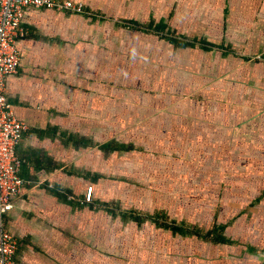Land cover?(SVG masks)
Listing matches in <instances>:
<instances>
[{
    "label": "crops",
    "instance_id": "crops-1",
    "mask_svg": "<svg viewBox=\"0 0 264 264\" xmlns=\"http://www.w3.org/2000/svg\"><path fill=\"white\" fill-rule=\"evenodd\" d=\"M74 1L84 13L26 9L19 71L5 79L28 125L24 184L0 220L16 264H264V213L235 247L228 222L211 230L224 225L229 243L184 234L163 223L196 226L137 197L168 199V159L196 157L211 190L250 191L238 204L264 210V0ZM167 232L204 251L154 248Z\"/></svg>",
    "mask_w": 264,
    "mask_h": 264
},
{
    "label": "rangeland",
    "instance_id": "rangeland-1",
    "mask_svg": "<svg viewBox=\"0 0 264 264\" xmlns=\"http://www.w3.org/2000/svg\"><path fill=\"white\" fill-rule=\"evenodd\" d=\"M170 148V150L173 151L170 152L168 156H176V149L173 147ZM179 156L185 158L182 153H180ZM195 159L196 157L188 158L187 161L193 162L191 164L192 167L187 168L188 166H185L183 169L175 163V161H177L176 158L168 159V171L175 170L176 172L170 171V180H168L169 197L168 199H164L165 201H163L159 195L155 194L151 196L148 192L137 193V197L142 200V203L150 202V204L146 203V205L151 208L152 211L159 210V207H165L168 213L171 214V218H179L182 221L188 222V224L198 227L202 233H206L208 232L207 230L213 229L215 223H220V220L223 224L228 222L227 234L229 233L228 235L231 236V239L236 243V239L240 240V243H235L232 246L238 247L241 245L242 247L248 248L253 242L252 236L254 235L252 234H258V229L261 224L259 216H262L264 213L263 207L257 205L246 207L238 204V202H241L240 199L242 198V201H247L249 199L248 196L250 191H242L239 188H223L221 191L211 190L207 183L209 174L205 173L202 177L203 173L199 174L198 171L194 169L195 166L193 165H195ZM163 162L166 163L165 161ZM159 164L160 163L152 162L153 167H157ZM204 168L208 170L207 167ZM181 169L183 171L182 175L180 173ZM155 173L157 172H154V174ZM157 176L160 178V175ZM223 179H225L224 175L222 177V180ZM218 194H220V197ZM222 194L223 196L221 197ZM167 201L168 204H166ZM246 215H248V220L253 219L252 226L248 224V220L243 221V219L246 218ZM257 215L259 216L257 217ZM230 220L232 222H229ZM141 228L146 227L143 226ZM147 229L150 228H146V230ZM180 239L177 237H171L168 232L166 234L163 233L161 236L159 235V237L153 239V246L154 248L160 247L161 242H163L166 245L168 244L169 248L176 250L181 254H185L186 258L187 256L192 255V252L195 250H201V252L204 251V249H202L204 245L202 244V239L196 237L184 238V240L182 238ZM204 243H207V241H204ZM156 252L158 251H154L152 254V257L155 258L153 263L157 260L158 262L161 261V258L155 256L154 253Z\"/></svg>",
    "mask_w": 264,
    "mask_h": 264
},
{
    "label": "built area",
    "instance_id": "built-area-1",
    "mask_svg": "<svg viewBox=\"0 0 264 264\" xmlns=\"http://www.w3.org/2000/svg\"><path fill=\"white\" fill-rule=\"evenodd\" d=\"M55 9L84 13V5L74 0H0V220L13 208V198L24 184L20 176L22 165L17 146L28 125L19 120L5 95V79L20 67L17 41L26 34L22 25L26 9ZM93 187L87 189L91 201ZM18 241L0 226V264H16Z\"/></svg>",
    "mask_w": 264,
    "mask_h": 264
},
{
    "label": "trees",
    "instance_id": "trees-1",
    "mask_svg": "<svg viewBox=\"0 0 264 264\" xmlns=\"http://www.w3.org/2000/svg\"><path fill=\"white\" fill-rule=\"evenodd\" d=\"M125 215H127V214L125 213ZM163 225L165 227H169V228H172L174 230L180 231L184 234L200 233V230H198L197 227H192V226L186 225L184 223L182 225H179V226L171 225L169 223H163ZM224 229H225L224 225L217 226L214 230H211L208 233H206L205 236H210L211 239L217 243H229V242H231V240L229 237H227L223 233Z\"/></svg>",
    "mask_w": 264,
    "mask_h": 264
}]
</instances>
